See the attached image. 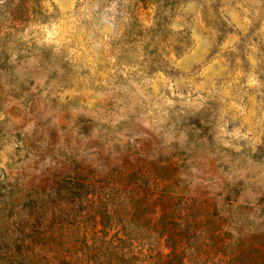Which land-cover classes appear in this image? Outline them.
Listing matches in <instances>:
<instances>
[{"label":"rangeland","instance_id":"1","mask_svg":"<svg viewBox=\"0 0 264 264\" xmlns=\"http://www.w3.org/2000/svg\"><path fill=\"white\" fill-rule=\"evenodd\" d=\"M0 264H264V0H0Z\"/></svg>","mask_w":264,"mask_h":264}]
</instances>
